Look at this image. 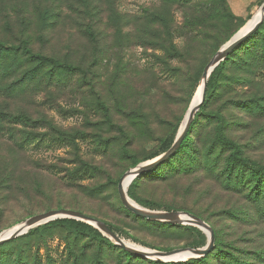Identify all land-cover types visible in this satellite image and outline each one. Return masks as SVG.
Segmentation results:
<instances>
[{
  "label": "rangeland",
  "instance_id": "1",
  "mask_svg": "<svg viewBox=\"0 0 264 264\" xmlns=\"http://www.w3.org/2000/svg\"><path fill=\"white\" fill-rule=\"evenodd\" d=\"M263 3L0 0V41L25 44L79 70L50 73L27 58L0 55V235L64 210L110 225L129 245L123 249L96 226L113 246L62 227L28 234L42 224L0 242V264H201L203 258L205 264H264V219L257 212L264 204L249 211L247 193L226 186L219 171L228 150L211 147L220 117L225 137L264 167V64L252 60L262 39L224 62L188 142L138 180L136 197L157 208L128 196L147 210L200 219L213 231L211 249L179 262L135 253L201 250L209 246L208 232L146 224L125 212L117 192L128 171L167 152L161 149L182 128L206 66ZM5 116L25 117L30 126L9 124ZM26 136L36 140L22 148ZM215 158L208 168L206 159ZM122 251L145 261L128 262L118 256Z\"/></svg>",
  "mask_w": 264,
  "mask_h": 264
},
{
  "label": "trees",
  "instance_id": "2",
  "mask_svg": "<svg viewBox=\"0 0 264 264\" xmlns=\"http://www.w3.org/2000/svg\"><path fill=\"white\" fill-rule=\"evenodd\" d=\"M263 24H264V21L259 25V27L249 37H247L243 42H241L237 47H235V49L224 59V61H222L220 64H218L214 68V70L211 72V74L207 80V83H206L204 101L200 105L199 111L195 114L194 119L191 122V125H190L189 129L187 130V133H186L185 137L183 138L182 142L180 143L179 147H181L182 145L184 146V144H186V142H188V140L190 139V136L192 134V131L194 130L196 125L198 123H200L203 115L205 114L204 110L208 104V101L206 99V95H207L208 91H212L215 88V85L217 82V77H219V75L222 73L223 65H224L225 61H228L239 49L244 48L248 45L250 46V50H251L254 43L259 44L260 39H262L261 42L263 44V47L261 48V52L258 51V53L252 54L253 55L252 60H256V61L264 64V38H262V35H263L262 26H263ZM8 54L13 55V56H19L21 58H27L29 61H33L37 65H39L43 68H47L50 73H53V72L56 74H60V73H74V74H76V72L79 73L78 68L74 67L73 65L61 62L57 59H53V58L48 57V56L33 53L30 49H28L26 47L25 44L7 45L6 43L0 41V55L6 56ZM7 94H8V92H7ZM1 119L4 120L5 122H9V124H16V125H20L23 127H29L30 126L28 119H26L25 117H21V116L13 117L11 119L6 118V116H5V117H2ZM216 122L218 124L217 125L216 138H215V141L212 143L211 147L217 145V147L219 148L220 151H223V149L228 150V156L224 158V163H225L226 168L224 169V167H223V168L219 169L220 173L222 174V176L225 179L226 186H228L229 188H231L235 191L241 190L242 192L247 193V195H246L247 200L249 201V204H250L249 205L250 206L249 211L253 212L254 207L255 208H259V207L263 208L262 204H264V202H258L257 199L260 198V196L262 194H264V167H259L255 164L251 163L249 160L245 159V157L242 156V154L239 150V147L235 146V144L231 140H229L225 137V130H223L224 126H223L222 118L216 117ZM31 137H34V136H26L25 138H23L22 141L19 143L20 147L23 148V146L26 143H30V142H33L34 140H36V139H34L35 137L34 138H31ZM49 139L53 140V141L55 140V139H51V138H49ZM38 140H41V137H39ZM57 141H60V140L58 139ZM172 144H173V140H171V141L169 140L167 143H165L164 147L161 149V152L168 151L170 149V147L172 146ZM157 155H158V153L148 157V159H152L153 157H155ZM206 155H207L206 158H209L211 156L209 154H206ZM220 155L224 156L223 154H220ZM216 161H217L216 158L212 159L210 162L208 161V159H206L205 164H207V166H209L208 168H211V166ZM167 162H168V159L165 162H163L162 164L138 175L131 182V184L129 185V188H127L128 189L127 195L131 199H133L135 202H137L139 205H141L145 208H149V209L157 208L155 203H153L149 200L137 198L136 194L134 193V190H135L136 184H137L139 179H141L146 174L155 172L156 170H158L161 166H163ZM136 164H137V162L134 163V165H136ZM255 210H257V209H255ZM125 212L128 213L129 215L133 216L134 218H140L138 216L135 217L134 214L130 213L126 209H125ZM257 212H259L258 216H260V218L264 219V209H259V211H257ZM140 220H142L146 224H151V225L157 224V223H152L150 221L144 220L142 218H140ZM162 226L174 227V225L167 224V223L162 224ZM53 227H62L74 235L86 236L87 238H89L93 241H96L98 243H103L107 246H113V245H111L110 241L108 239H106L98 230L94 229L92 226H90L84 222L73 220V219H57V220L51 221L49 223H46L45 225L38 227L32 231H29L28 234L29 235L36 234V233H39L40 231H42L43 229H48V228H53ZM107 227L113 232H114V230L116 231V229L112 228L110 225H108ZM185 229L190 231V232L196 233L197 235L199 234V231L195 227L186 226ZM215 238H216V234H215ZM118 256L122 257L123 259L127 260L128 262H133V261L144 262L145 261L139 255L131 254V253H128L126 251H122V253H118ZM207 259L208 258H203V259L199 260V262L201 264H205ZM150 263L155 264L152 261H150Z\"/></svg>",
  "mask_w": 264,
  "mask_h": 264
},
{
  "label": "water",
  "instance_id": "3",
  "mask_svg": "<svg viewBox=\"0 0 264 264\" xmlns=\"http://www.w3.org/2000/svg\"><path fill=\"white\" fill-rule=\"evenodd\" d=\"M259 12L261 13L259 21L256 23V25L247 33H245L243 36H241L238 39H235L234 41L230 40L229 43H227L225 46H223L220 51L217 53V55L210 61V63L206 66L202 78L204 79V87L202 91V96H201V101L199 102L197 108L192 110L190 112V115L188 117L187 123L181 133H178L171 148L161 155L160 157L155 158L154 160L150 162H145L140 165H138L136 168L128 171L124 177L127 175L132 176V180L129 182V185L131 182L141 173L148 171L163 162H165L172 154L173 152L180 146V143L182 142L183 138L185 137L187 130L189 129L191 122L194 119L196 111L199 109L200 105L204 101L205 97V88H206V83L208 80L209 75L211 72L214 70V68L221 62L223 61L234 49L237 47L241 42H243L247 37H249L258 27L259 25L263 22L264 20V3L260 7ZM124 177L120 179L118 186H117V192L119 196V200L123 207L129 211L130 213L134 214L135 216H138L144 220L151 221V222H158V223H167V224H172V225H185V226H192L195 228L201 229L202 227L206 228L208 232V238H209V246L207 248L201 249V250H192V249H178V250H172L168 252H160V251H153V250H147V251H141V250H136L135 253L140 254V255H145V256H152L155 257L159 260L165 261L164 258H170V257H175L179 256L181 254H187L188 258H197L205 255L209 249L212 247V242H213V231L211 228L205 224L203 221L200 219H197L187 213H162V212H155L151 210H147L141 206H135L131 204L132 201L128 195H127V189H123V180ZM57 219H73L77 221L84 222L90 226H96L105 233H107L117 244H119L123 249L127 250L126 245L124 242L113 232L111 231L104 223L97 221L95 219H92L90 217H87L83 214L76 213V212H70V211H64V210H55V211H49L40 215H37L31 219H28L25 223L19 225L13 231L10 233L8 236H3L0 235V242H5L13 237H18L20 235H23L24 233L27 232L32 227L42 225L49 223L51 221L57 220ZM94 227V228H96ZM97 229V228H96ZM9 234V233H8ZM7 235V234H6ZM8 237V238H7ZM179 261H184V260H168L167 262H179Z\"/></svg>",
  "mask_w": 264,
  "mask_h": 264
},
{
  "label": "bare ground",
  "instance_id": "4",
  "mask_svg": "<svg viewBox=\"0 0 264 264\" xmlns=\"http://www.w3.org/2000/svg\"><path fill=\"white\" fill-rule=\"evenodd\" d=\"M260 16H261V13L259 12V10L256 11V13L254 15H252V18L249 19L246 24L238 31V33H236L233 37V39L231 41H234L235 39H238L240 38L241 36H243L245 33H247L248 31H250L255 25L256 23L259 21L260 19ZM203 87H204V79L202 78L197 89H196V92H195V95L191 101V104L189 106V109H188V112L184 118V121H183V124H182V128L179 130L178 133H181L187 123V120H188V117L190 115V112L192 110H194L195 108H197L199 102L201 101V96H202V91H203ZM132 180V176L131 175H127L126 177H124V180H123V189L126 190L128 185H129V182ZM131 202V204L135 205V206H139L138 204H136L135 202L133 201H129ZM201 229H203L205 231V233H207V230L206 228L202 227ZM10 235L7 234L5 236H8ZM208 235V234H207ZM127 247H129V245H127ZM131 247V246H130ZM133 249V248H132ZM138 250V249H137ZM141 251H147L146 249H140ZM188 257L187 254H181L179 256H175V257H170V258H164L165 261H168V260H174V261H178V260H184Z\"/></svg>",
  "mask_w": 264,
  "mask_h": 264
}]
</instances>
